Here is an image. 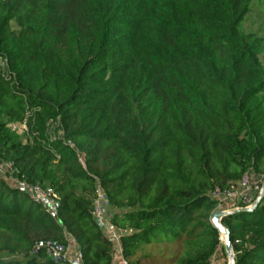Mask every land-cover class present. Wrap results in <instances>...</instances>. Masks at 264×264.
I'll return each instance as SVG.
<instances>
[{
	"label": "trees",
	"instance_id": "obj_1",
	"mask_svg": "<svg viewBox=\"0 0 264 264\" xmlns=\"http://www.w3.org/2000/svg\"><path fill=\"white\" fill-rule=\"evenodd\" d=\"M252 1L0 0V159L61 201L54 218L0 177V264H57L34 249L70 238L85 264H114L98 185L127 264H211V193L264 175ZM222 223L235 264H264V196Z\"/></svg>",
	"mask_w": 264,
	"mask_h": 264
},
{
	"label": "built area",
	"instance_id": "obj_2",
	"mask_svg": "<svg viewBox=\"0 0 264 264\" xmlns=\"http://www.w3.org/2000/svg\"><path fill=\"white\" fill-rule=\"evenodd\" d=\"M2 65L6 66V62L3 61ZM69 144L74 146L72 142ZM13 171L10 163L0 159V177L13 183L15 188L30 197L35 203L42 205L52 217L58 218L61 201L55 190L51 187L43 188L41 185L16 179L13 177ZM211 196L217 201L216 211L233 213L241 208H252L258 198L264 196V175L249 172L240 181L231 184L226 189L217 188L211 193ZM111 210L112 206L106 191L101 185H98L95 199V220L114 245V264H127L123 256L121 240L123 232L112 222ZM220 240V245L213 255L211 264H226L221 258L222 249L226 244L225 236L221 235ZM41 248L45 249L48 256L57 264H85L82 252L71 238L67 243L53 239L40 241L34 251L38 252ZM232 253L234 254L233 250ZM228 256L231 261L229 254Z\"/></svg>",
	"mask_w": 264,
	"mask_h": 264
},
{
	"label": "rangeland",
	"instance_id": "obj_3",
	"mask_svg": "<svg viewBox=\"0 0 264 264\" xmlns=\"http://www.w3.org/2000/svg\"><path fill=\"white\" fill-rule=\"evenodd\" d=\"M242 30L246 34H254L260 38L262 49L259 58L264 67V0L252 1L251 9L242 23ZM261 98L264 102V91L261 93ZM11 127L21 136L28 134L27 125L24 123H11ZM52 132L55 133L54 130H52ZM223 256L226 255L223 253ZM223 256H221L222 260L224 263L228 264L230 262L229 257L223 259Z\"/></svg>",
	"mask_w": 264,
	"mask_h": 264
},
{
	"label": "water",
	"instance_id": "obj_4",
	"mask_svg": "<svg viewBox=\"0 0 264 264\" xmlns=\"http://www.w3.org/2000/svg\"><path fill=\"white\" fill-rule=\"evenodd\" d=\"M261 200L262 198H258L256 204L254 207L252 208H241V209H238L236 210L235 212L233 213H239V212H252L254 211L261 203ZM231 212H223L221 210H218L216 211L211 220H212V223L213 225L220 231L221 235H224L225 238H226V244H225V248H226V251L227 253L230 255V258H231V261H230V264H235V255L232 253V250H233V243H232V240H231V233H230V230L227 229L223 223H222V219L226 216H229L231 214H233Z\"/></svg>",
	"mask_w": 264,
	"mask_h": 264
},
{
	"label": "crops",
	"instance_id": "obj_5",
	"mask_svg": "<svg viewBox=\"0 0 264 264\" xmlns=\"http://www.w3.org/2000/svg\"><path fill=\"white\" fill-rule=\"evenodd\" d=\"M226 253H227V251H226ZM222 256H223V253H222ZM225 257H229V256H228V253H227L226 256H223V259H225Z\"/></svg>",
	"mask_w": 264,
	"mask_h": 264
}]
</instances>
